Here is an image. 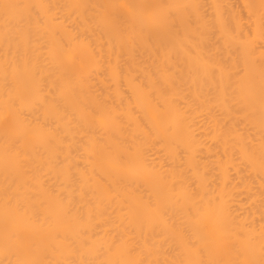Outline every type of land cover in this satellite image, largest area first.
Wrapping results in <instances>:
<instances>
[{"label":"bare ground","instance_id":"6f19581e","mask_svg":"<svg viewBox=\"0 0 264 264\" xmlns=\"http://www.w3.org/2000/svg\"><path fill=\"white\" fill-rule=\"evenodd\" d=\"M0 264H264V0H0Z\"/></svg>","mask_w":264,"mask_h":264}]
</instances>
